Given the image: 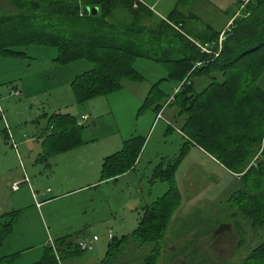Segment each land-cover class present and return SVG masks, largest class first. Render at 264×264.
<instances>
[{
  "label": "trees",
  "instance_id": "obj_1",
  "mask_svg": "<svg viewBox=\"0 0 264 264\" xmlns=\"http://www.w3.org/2000/svg\"><path fill=\"white\" fill-rule=\"evenodd\" d=\"M8 1L17 6L18 12L0 14V54L24 57L26 47L47 45L56 47L58 63L80 59L92 62L93 67L71 82L79 103L121 88L123 80L142 81L143 76L132 66L136 58L166 64L167 77L152 84L142 108L153 107L159 115L165 105L178 107L176 115L184 119V128L198 137L199 144L213 152L233 176H239L229 197L235 207L233 224L241 230L242 218L253 229L263 230L264 237V90L258 83L264 74V0H237L239 13L231 11L232 23L225 30L209 23L203 27L196 24L201 17L190 8L197 0H178L166 17H160L140 0ZM84 6H97L99 12L86 14ZM196 74L209 80L200 91L192 80ZM165 81L177 83L171 93L160 90ZM163 95L166 99L159 101ZM84 128L85 124L70 113L48 115L43 159L84 143ZM3 135L8 139L6 129ZM144 143L138 137L127 139L121 150L106 156L101 180L131 170ZM260 151L261 157L254 160ZM180 161L178 157L166 167L158 165L154 179L167 180L169 190L145 206L134 231L109 242L107 260L103 259L102 264L114 263L113 257L131 246L132 241L152 246L143 253L142 264H160L161 254L165 253L163 258L167 256L162 242L180 208L173 186ZM18 214L19 210H15L0 215V247ZM76 239L77 234L56 238L58 253L81 254L84 250ZM189 249V245L180 248L188 262L177 264H225L199 258ZM14 258L0 256V264H11ZM32 264H60L54 246H47L43 257ZM237 264H264V240Z\"/></svg>",
  "mask_w": 264,
  "mask_h": 264
},
{
  "label": "rangeland",
  "instance_id": "obj_2",
  "mask_svg": "<svg viewBox=\"0 0 264 264\" xmlns=\"http://www.w3.org/2000/svg\"><path fill=\"white\" fill-rule=\"evenodd\" d=\"M145 1L151 5L154 3V0ZM236 1L197 0L190 9L201 17L198 21L200 27L209 23L219 30L229 22L231 11H237L240 8ZM176 3L177 0H159L154 8L161 15H168ZM17 12L18 8L15 4L8 0H0V14ZM203 48L210 52L208 47L203 46ZM26 52L27 55L24 57H9L0 54V98L3 107V114L0 113V162L9 161L10 165L17 164L18 168L26 166L34 178L31 186L37 194L39 188L35 177L39 174L32 163L36 160L34 161L26 155L24 146L19 143V138L24 133L26 134L25 138L32 137L35 127L48 125L46 116L55 112H67L77 118L84 112H91L95 116V121L99 123L95 136L117 133L119 135L115 136L125 135L124 141L133 137L145 140L142 154L140 153L136 160V164L140 160L139 165L137 168L135 165L131 169L136 168L135 173L139 177H145L142 179V183L137 180L134 191L131 190V193L128 194L129 197L132 196L129 199L131 205H138L136 206L138 211L145 205L144 201L141 203L140 201L144 197L146 199L149 197L148 191L152 190V196L156 200L170 188L167 180L161 183L167 187V190H162L160 187L155 188L154 177L153 175L150 177L152 172L159 164L166 167L170 161L176 160L178 157L181 160L174 174L175 180L173 178L175 200L180 208L167 228L162 242V246L164 243V247H166L167 256L163 258L165 253L161 254L160 264L186 262L187 256L180 252V248L187 245L190 247L188 251L197 252L199 258L212 259L214 263L237 264L249 256L251 251L264 240L263 230H255L248 221L239 218V223L242 226V229L239 230L240 235L234 231L235 238L231 236L222 244L218 243L221 246L220 249L214 248L215 240L211 237V232L223 227L224 223L235 222V218L232 216L235 207L231 206L229 197L239 176H233L217 159V156L212 154L213 152L210 153L205 149V146L199 144L201 142L197 140L198 137L192 134L193 137L184 128V119L176 115L177 106H164L157 117L153 107L142 108L152 84L167 77L169 70L166 64L148 58H136L132 66L143 76L142 81L123 80L121 88L99 96L97 99L79 103L71 87V82L76 75L93 67L92 62L80 59L67 64L58 63L55 60L56 47L47 45H30L26 47ZM192 80L197 91H200L209 82L206 76L199 74L193 75ZM59 82H61V86L63 85L60 91L56 89ZM22 83L27 86V94L13 95L12 88L17 84L21 86ZM258 83L264 90V74ZM176 85L177 83L174 81H165L160 85V90L168 94L173 91ZM155 90L158 92L159 89ZM165 99L166 96L163 95L159 101ZM91 104H94V110L90 108ZM85 127H93L91 120L85 124ZM5 128L10 135V139L7 140L3 135ZM12 141H17V149L13 146ZM123 145L124 142L119 150L123 148ZM40 146L43 153L44 146ZM40 146L32 148L36 157L38 156L37 149ZM183 151L186 152L185 155H182ZM42 153L39 156V164L53 159L52 157L43 159ZM162 156L163 158H161ZM259 156L261 157V151L254 160ZM144 185L145 187H143ZM141 186L142 191L140 192L137 188ZM27 192L28 185L23 184L19 195L24 196L26 203L29 200ZM124 202L123 198L121 200L116 198L97 200L99 207L104 212H108L111 203L116 206L115 210L122 211L124 208H117V205L122 206ZM125 212L127 214L130 212L128 207ZM97 233L101 234L100 231ZM80 235L81 233H78L77 237ZM121 237L122 235L116 236L115 240H119ZM81 241L88 240H80L79 243ZM211 244L212 246H210ZM130 245L122 253L114 256L113 259L116 260L111 264H142L143 253L152 247L139 241H132ZM53 246L60 264H83L85 255L90 254L93 250L82 251L77 256H68V254L63 255V251L58 253L55 240ZM103 257L107 260V250Z\"/></svg>",
  "mask_w": 264,
  "mask_h": 264
},
{
  "label": "crops",
  "instance_id": "obj_3",
  "mask_svg": "<svg viewBox=\"0 0 264 264\" xmlns=\"http://www.w3.org/2000/svg\"><path fill=\"white\" fill-rule=\"evenodd\" d=\"M140 1L153 9L160 17L167 16L161 15L154 8L159 0H154L152 5L145 0ZM230 22L229 20L221 29H225ZM58 84L56 89L60 91L63 85L61 86V82ZM15 87L22 91L21 94L28 92L25 83H22L21 86L17 84ZM90 108L94 110V104H91ZM84 116H88V118L83 124L91 120L93 126L84 128L85 142L78 147L53 156L49 162L38 163L42 153L40 145H43L49 133L47 125L35 127L32 137L25 138L26 134L24 133L19 138V143L24 146L26 155L34 161L36 160L32 163L39 174L35 177L39 188L37 189L38 194L31 186L34 178L26 166L18 168L17 164L10 165L9 161L0 162V215L19 210V214L12 224V231L0 247V256H15L11 264L35 263L43 257L46 247L53 245L56 238L78 233L81 235L77 237L76 244L79 245L80 240L86 239L93 246V250L89 249L92 250L91 253L85 255L83 264H93V261L94 264H102L103 254L106 253L109 242L116 236L127 235L134 231L139 225L145 206L155 200L152 190L148 191L149 197L147 199L144 197L140 201V203L143 201L145 203L140 207V211L137 210L136 206L138 205H131V201H129L132 196L129 197L128 194L131 193V190L134 191L137 180L142 183V179L145 177H139L135 173L140 160L133 170L111 179L101 180L104 158L121 148L123 142L126 141H124L125 135L120 134L119 137L115 136L119 135L117 133H105L95 136L99 123L95 121V116L91 112L82 113L78 119L80 120ZM46 118L48 119L47 116ZM5 129L7 130V128ZM7 134L10 139L8 131ZM5 139L7 140L6 137ZM12 143L17 149V141H12ZM34 146H40V150L37 149V157L32 151ZM152 175H154V171L150 177ZM154 181L155 188L160 187L162 190H167V187L161 184L163 180L154 179ZM16 182L20 183L18 189L13 188V184ZM23 184L28 185V203L24 201V196L19 195ZM137 189L141 192L142 186ZM103 198H116L117 200L123 198L124 204L117 205V208H124V210H115L116 206L111 203L108 212H104L97 203L98 199L102 201ZM148 200L150 201L148 202ZM127 207L130 210L128 214L125 212ZM98 231L101 234L97 233ZM110 232L114 234L111 239L109 238ZM82 235L84 236L82 237ZM94 236H98V239L93 240Z\"/></svg>",
  "mask_w": 264,
  "mask_h": 264
},
{
  "label": "flooded vegetation",
  "instance_id": "obj_4",
  "mask_svg": "<svg viewBox=\"0 0 264 264\" xmlns=\"http://www.w3.org/2000/svg\"><path fill=\"white\" fill-rule=\"evenodd\" d=\"M234 231L238 235H240L239 234L240 231H239L238 227L235 225V223L233 224V222L231 223V226H223L222 229H220L218 231H212L211 232V237L214 238V240H215V247L214 248L215 249H218V248L220 249L221 246H219V245L222 244L223 241H227V239H230L231 236L233 238H235L236 235L233 234ZM218 243H219V245H218ZM212 244L210 246H212ZM239 245H240V242H239ZM187 262L188 261H186L185 263H187Z\"/></svg>",
  "mask_w": 264,
  "mask_h": 264
},
{
  "label": "built area",
  "instance_id": "obj_5",
  "mask_svg": "<svg viewBox=\"0 0 264 264\" xmlns=\"http://www.w3.org/2000/svg\"><path fill=\"white\" fill-rule=\"evenodd\" d=\"M231 24V23H230ZM223 37V33L221 34V37H220V42H221V39ZM203 50L205 51H208L206 48H203ZM11 93L13 95H20L21 94V91L18 90V88H16L15 86L12 88L11 90ZM0 113L3 114V107H2V104H1V98H0ZM88 118V116H84L82 119L79 120V123L82 124L86 119ZM15 145V143H14ZM19 185L20 183L19 182H16L13 184V188L14 189H18L19 188ZM109 238H113V234L110 232L109 233ZM98 239V236H94L93 237V240H97ZM53 246V245H52ZM79 247L82 249V250H89V249H92L93 246L90 242H87V241H81L79 243Z\"/></svg>",
  "mask_w": 264,
  "mask_h": 264
},
{
  "label": "water",
  "instance_id": "obj_6",
  "mask_svg": "<svg viewBox=\"0 0 264 264\" xmlns=\"http://www.w3.org/2000/svg\"><path fill=\"white\" fill-rule=\"evenodd\" d=\"M83 10H84V12H85L86 14H89V13L97 14V13L99 12V8H98L97 6H93V7H91V6H84ZM222 225H223V226H231V223H224V224H222ZM222 225H221V226H222ZM220 229H222V227H220V228L217 229L216 231H218V230H220Z\"/></svg>",
  "mask_w": 264,
  "mask_h": 264
},
{
  "label": "bare ground",
  "instance_id": "obj_7",
  "mask_svg": "<svg viewBox=\"0 0 264 264\" xmlns=\"http://www.w3.org/2000/svg\"><path fill=\"white\" fill-rule=\"evenodd\" d=\"M205 51V50H204ZM209 52V51H208Z\"/></svg>",
  "mask_w": 264,
  "mask_h": 264
}]
</instances>
